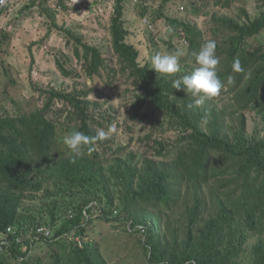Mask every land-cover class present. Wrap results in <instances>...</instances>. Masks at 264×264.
<instances>
[{"label":"trees","instance_id":"16d2710c","mask_svg":"<svg viewBox=\"0 0 264 264\" xmlns=\"http://www.w3.org/2000/svg\"><path fill=\"white\" fill-rule=\"evenodd\" d=\"M23 1L27 0L19 2ZM125 1L116 0L111 24L120 71L135 87V101L124 123H150L151 131L140 140L152 141L154 157L133 151L125 156V147H115L108 134V139L91 146L90 154L85 149L74 159L61 144L59 125L69 132L95 135L101 129L107 132L114 121L108 112L97 116L95 107L100 105L89 100L88 92L39 88L46 98L42 108L1 113L0 236L11 226L25 238L38 227L49 228L53 236L0 251V264H108L98 242L86 233L96 219L121 221L125 230L130 222V232L143 227L146 239L141 243L152 264H264V137L256 129L249 134L246 121V112L252 111L264 124V44L253 49L248 45L264 31V0L253 20L242 10L244 22L212 9L226 8L230 0L202 3L204 16L213 15L208 29L217 44L222 91L228 87V93H235L231 106L239 117L229 130L224 129L225 109L188 107L195 98L172 87L181 75L156 73L150 63L139 61V49L128 42ZM138 1L146 18V0ZM57 3L68 9L67 0ZM166 20L171 35L186 39L195 62L192 53L209 40L206 31L180 18ZM75 39V53L85 61L89 77L100 75L105 64L102 51L81 37ZM236 58L243 69L239 73L232 70ZM58 66L65 77L72 76ZM57 102L66 107L54 109ZM253 237L258 240L248 251L245 245ZM68 248L71 252L63 261L62 252Z\"/></svg>","mask_w":264,"mask_h":264},{"label":"rangeland","instance_id":"374dc122","mask_svg":"<svg viewBox=\"0 0 264 264\" xmlns=\"http://www.w3.org/2000/svg\"><path fill=\"white\" fill-rule=\"evenodd\" d=\"M214 1L146 0L147 16L144 18L141 16L139 1L126 0L123 19L129 31L128 42L140 51L139 61L152 65L151 58L156 54L179 53L180 71L177 73L181 76L190 74L196 63L189 55L188 43L183 36L180 38L171 35L172 29L166 18L176 17L197 24L206 31L209 40H214L208 29L213 25L210 23L213 15L205 17L206 10L202 6L203 2L213 4ZM32 2L33 0L19 2L0 16V114L10 111L15 115L42 108L46 98L39 88H54L65 93L88 92L89 100L100 105L95 107L97 116L107 112L112 114L114 121L110 129L113 131L109 129L107 133L114 137L112 144L115 147L124 146L125 156L133 151L146 157H154L152 141L140 140L151 131L150 123L130 120L131 127L124 123L128 120V111L135 101V87L132 80L120 71L121 65L112 45L111 24L116 0H86L81 6L67 0V10L59 6L57 0ZM197 7L200 10L194 13L193 10ZM214 8L212 9L219 11L221 16L244 22L247 18L242 10L253 20L261 12V3L260 0H230L228 7ZM159 14L164 17H159ZM146 19L151 25L145 22ZM77 37L102 51L105 64L100 75L89 77L87 74L85 61L75 53L78 47ZM261 44H264V31L248 43L251 49ZM79 49L82 55V46ZM58 62L70 70L72 76L65 77ZM22 88L27 90L24 89L23 92ZM228 90L226 87L217 95L216 100L212 98L203 104L214 106L218 111L225 109L226 117L228 116L225 120L226 130L236 125L239 117L238 114L233 115L235 107L231 106L235 93L230 94ZM65 107L62 102H57L53 108ZM103 121L105 122L104 119ZM246 121L249 134L256 129V133L261 138L264 137V124L254 112H246ZM59 126L61 137L70 133L65 130L66 126ZM155 138L156 136L152 137ZM61 144L64 145L63 142ZM110 155L109 153L107 157ZM115 224L96 219L87 226L86 233L98 242L108 264H152L141 243L146 239L145 234L137 228L130 232V222L126 225L128 232L119 226L121 221ZM257 240L258 237H253L245 245L248 251ZM70 252V248L62 252L63 261ZM72 262L73 258L70 260Z\"/></svg>","mask_w":264,"mask_h":264},{"label":"clouds","instance_id":"9594fccd","mask_svg":"<svg viewBox=\"0 0 264 264\" xmlns=\"http://www.w3.org/2000/svg\"><path fill=\"white\" fill-rule=\"evenodd\" d=\"M216 48L217 44L214 40L206 41L198 52L192 53L197 67L190 74L172 81V87L176 91L182 90L190 93L192 97H197L193 104L188 105L189 108L203 105L207 100L216 97L223 88V83L217 74L219 57L216 54ZM151 63L152 69L156 73L172 75L180 71L179 53L156 54L151 58ZM232 70L237 73L243 71L238 58L233 60ZM231 82L232 78L229 77V83ZM109 131H113V129ZM108 138V133L103 129L97 131L95 135L73 131L63 136V144L75 159L83 155L85 149L90 154L93 150L92 145ZM186 264H193V262L187 261Z\"/></svg>","mask_w":264,"mask_h":264},{"label":"built area","instance_id":"2783aa9c","mask_svg":"<svg viewBox=\"0 0 264 264\" xmlns=\"http://www.w3.org/2000/svg\"><path fill=\"white\" fill-rule=\"evenodd\" d=\"M20 0H0V12L3 10L9 8L11 5L19 2ZM72 3L76 6H81L86 0H71ZM133 2L134 0H129ZM144 5H148L146 2ZM145 22L147 24L148 20L146 19ZM150 22V21H149ZM151 25V23L149 24ZM130 231L132 230V226H130ZM137 229H140L142 231L141 233H145L144 228L139 226ZM53 236L52 231L47 227H38L36 230H34L32 233H30L26 238L22 235L17 234V229L15 227H9L7 229V232L0 236V251L1 252H7L9 251L13 245H23L25 240H29V242L32 244L34 240H48L51 239Z\"/></svg>","mask_w":264,"mask_h":264}]
</instances>
